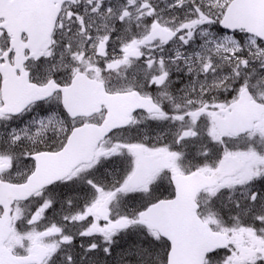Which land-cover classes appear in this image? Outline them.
Masks as SVG:
<instances>
[{"label":"snow or ice","instance_id":"obj_1","mask_svg":"<svg viewBox=\"0 0 264 264\" xmlns=\"http://www.w3.org/2000/svg\"><path fill=\"white\" fill-rule=\"evenodd\" d=\"M0 264H264V0H0Z\"/></svg>","mask_w":264,"mask_h":264}]
</instances>
